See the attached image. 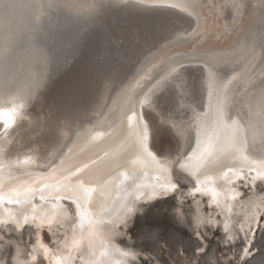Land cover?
Instances as JSON below:
<instances>
[{"label":"bare ground","instance_id":"6f19581e","mask_svg":"<svg viewBox=\"0 0 264 264\" xmlns=\"http://www.w3.org/2000/svg\"><path fill=\"white\" fill-rule=\"evenodd\" d=\"M192 2L194 10L185 12L180 7L184 0H150V4L137 0H128V3L97 0L90 12H76L62 0H51V3L14 0L12 11L0 20V107L16 108L15 123L7 132L0 124V181L8 191L38 181L41 175L55 168L56 180L62 181L68 176L71 182H82L93 189L97 206H89V211L92 219L98 220L95 213L100 204L112 203L124 195L116 189L119 180L144 167L143 158L132 163L138 154L129 139L130 131L137 128L139 121L148 130L149 149L162 162H171L170 174L178 189L152 200L138 201L127 227L145 205L174 196L175 205L180 206L182 198L188 196V224L193 238L200 243L194 254L206 252L202 230L210 233L218 227L221 240L230 242L231 248L242 239L236 258L237 264H243L253 257L251 253L256 248V236L263 221L255 230L250 246L237 229L249 201L258 202L264 197V188H259L264 182L246 186L247 182L238 181L235 192L239 195L229 192L227 196L221 192L219 181L211 184L221 192V203L227 199L233 205L231 213L221 214L210 196L189 195L195 178L180 167V162L196 147L198 132L212 119L208 114L214 113L218 101L225 100L221 92L217 94L218 100L214 97L212 105L209 104L205 61L213 65L220 82L240 74L227 91L224 119L227 123L239 122L253 155L264 152L259 135L252 143L247 129L249 122H254L257 129L260 125L258 94L264 85V5L249 2L237 11L234 0ZM235 2L240 4V0ZM79 36L82 46H67ZM50 65L61 73L46 89ZM173 66L177 71L169 75ZM38 80L41 83L37 88L34 85ZM128 117H132L131 122ZM173 124L181 127L183 135L176 132ZM117 156L121 157V166L110 168L109 162ZM220 163L240 166L235 160L213 162L208 165V175L213 179L222 175ZM77 167L81 172L76 173ZM147 171L154 174L151 167ZM200 178L207 179L204 175ZM126 183L131 186V181ZM180 184L184 185L182 191ZM34 203H40L38 197ZM61 210L65 214L57 236L53 237L47 228L40 233L50 256L58 247L63 248L65 239L71 244L74 232L79 238L80 215L75 203L61 201L57 212ZM197 214L204 221L209 218L216 221L218 217L220 222H227L237 238L228 241L222 223L201 224L196 228L192 220ZM175 215L178 218L176 212ZM103 224L110 228L111 218L105 217ZM127 227L120 228L124 235L112 243L135 253V259L130 256L127 260L128 264H137L139 251L130 244ZM35 231L34 225H22L19 229L13 224L0 225L3 237L0 244L4 240L12 242L11 261L5 264H13L17 247L22 252H31L37 238ZM89 231L85 220V237ZM45 232H48V241L44 239ZM57 240L59 245L55 243ZM100 242L101 237L97 236L95 259H100V252L104 250ZM245 247L250 254L243 257ZM3 250L0 248V259L6 258ZM36 255V264H49V258L42 251ZM55 258L61 257L56 254ZM20 259L30 257L22 255ZM252 260L258 264L259 259Z\"/></svg>","mask_w":264,"mask_h":264},{"label":"snow or ice","instance_id":"6c2138e0","mask_svg":"<svg viewBox=\"0 0 264 264\" xmlns=\"http://www.w3.org/2000/svg\"><path fill=\"white\" fill-rule=\"evenodd\" d=\"M174 7L176 6L174 5ZM180 7L183 11L188 12L189 9L194 10L195 5L192 0H184ZM233 7L237 11L240 10V4L235 2V0ZM204 63L207 67L209 104L212 105L214 97H217L218 100L217 94L221 92L225 94V100L218 101L215 105L214 113L210 112L208 114L212 119L198 132L196 147L192 148L191 152L182 158L181 161L184 162H180V167L195 178V186L189 195L193 198L198 194L210 196L212 204L220 210L221 214H225L233 211V205L227 199L224 203H221L219 199L221 192L225 196L229 192L239 195V193L235 192L238 181L247 182L246 186H251L256 181L264 182V152H261L259 156L253 155L248 149L249 141L239 122L233 120L231 123H227L224 119L227 91L240 74L234 75L228 81L220 82L213 71V65H209L206 61ZM176 71L177 68L173 66L169 75ZM40 83L38 80L34 86L38 88ZM246 83H251V81H246ZM20 91L22 92L23 90L21 89ZM258 95L259 129H257L254 122H249L247 125L252 143H255L257 135H259L261 143H264V85L261 86ZM251 107H256V105ZM15 114V107H0V124L3 125L5 132L15 123ZM128 120L131 122L132 117H128ZM173 127L178 134L183 135L179 125L173 124ZM209 131L211 135L208 134ZM148 138L146 125H141L138 121L137 128L129 133V139L132 140V149L138 154L137 160L132 161V163L135 164L143 158L144 167L139 170H133L130 175L125 174L124 178L119 180L116 189L118 192H124V195L112 203L100 204L99 211L95 213L98 220H93L92 213L89 211V206L93 208L97 206V201L93 199V189L85 187L82 182H71L68 176H65L62 181L56 180L54 176L55 168L52 169L51 173L41 175L38 181H34L31 184H21L19 187L8 191H5L6 185L0 181V225L13 224L17 229L22 225H34L36 229V243L33 245L31 252H22L17 247L16 255L12 258L13 264H36V253L39 251H42L49 258V264H52L53 260H55V264H128V257L131 256L135 259V253L121 249L113 244L112 241L124 235L120 228L122 226L124 228L127 227L128 221L137 210L136 204L138 201L152 200L157 196L167 195L178 189L170 174L171 162H162L153 154L149 149ZM120 159L121 157L117 156L116 159L109 162L108 166L110 168H119L121 166ZM223 159L238 161L240 166L236 168L220 163L222 175H217L213 179L212 176L208 175V165L213 162H221ZM87 167L88 165H85V168ZM149 167L152 168L153 175H150L147 171ZM68 171L71 172V169ZM79 172H81V169L77 167L76 173ZM71 175L75 176V173H71ZM201 175L206 176L207 179L201 180ZM116 179H119V176ZM127 181H131V186L126 183ZM216 181H219L218 186L221 192L210 186ZM235 195L231 199L234 200ZM103 196L104 189L101 188L100 197L103 198ZM37 197L40 201L39 204L34 203ZM64 200L74 202L76 209L79 211V238L76 237L74 232L71 244H69L68 239H65L63 248L58 247L55 250V254L50 256V249L42 243L40 233L44 228H47L53 237L57 236L59 229L63 226L61 217L65 214V210H61L58 213L57 209L60 208V202ZM196 203L197 208H199V203ZM181 207L182 205L178 206L175 211L179 221L184 223L185 214L180 211ZM105 217L111 218L110 228L103 224ZM262 218H264V197H260L258 202L249 201L244 211L243 221L240 222L237 229V232L243 233L248 239L249 246L255 230L262 225L261 221H264ZM85 220L88 221L90 227L87 237H85ZM192 221L196 228H199L201 224L222 223L223 228L226 230L227 240L232 241L237 238L236 232L230 229L229 224L220 222L218 217L216 221L211 218L204 221L197 214ZM233 227L235 226L233 225ZM97 236L101 237L100 247L104 249L100 252V259H95ZM2 238L0 236V239ZM55 243L59 245L60 241L57 240ZM200 250L203 251V249ZM56 254H59L61 258L57 260L55 258ZM249 254L248 247H245L243 257ZM22 255L30 257V259L21 260L20 257Z\"/></svg>","mask_w":264,"mask_h":264},{"label":"rangeland","instance_id":"374dc122","mask_svg":"<svg viewBox=\"0 0 264 264\" xmlns=\"http://www.w3.org/2000/svg\"><path fill=\"white\" fill-rule=\"evenodd\" d=\"M183 186L180 184L181 191L184 189ZM259 188H264V184L259 185ZM244 189L246 190V187ZM182 200L180 210L185 214L184 223H180L176 215L174 216L175 209L178 207L175 205L174 196L157 201L156 204L145 205L142 212L132 219L127 230L131 236L130 244L139 251L137 264H208V262L212 264H237L236 257L241 249L242 239L237 240L236 245L231 248L230 242L221 240L222 233L218 227L214 230L211 229L210 233L202 230L206 252L194 254L200 243L193 238L192 230L188 224L190 222V197H184ZM262 223V228L260 227L256 236L255 250L257 252L252 250L253 257L247 259L243 264H255L252 259H259L257 263L264 264V221ZM6 235L9 236V234ZM44 239L49 240L48 232L44 233ZM29 240L27 239V241ZM7 241L11 242V240L3 241L5 246L3 245L2 249L5 250L2 252L6 257L3 260L9 263L11 261L12 242L8 243Z\"/></svg>","mask_w":264,"mask_h":264},{"label":"clouds","instance_id":"9594fccd","mask_svg":"<svg viewBox=\"0 0 264 264\" xmlns=\"http://www.w3.org/2000/svg\"><path fill=\"white\" fill-rule=\"evenodd\" d=\"M51 3V0H49ZM97 0H62V3L71 7L76 12H90L96 6ZM118 3H128V0H117ZM141 4H150V0H137ZM251 2L254 5H264V0H240V8L243 9L247 3ZM14 0H0V20L12 11ZM39 19V16L37 17ZM0 240H3L0 239ZM3 244H0V248ZM0 264H5L3 259H0Z\"/></svg>","mask_w":264,"mask_h":264},{"label":"water","instance_id":"95a60500","mask_svg":"<svg viewBox=\"0 0 264 264\" xmlns=\"http://www.w3.org/2000/svg\"><path fill=\"white\" fill-rule=\"evenodd\" d=\"M67 46H82V38L81 36H79L78 38H74L72 39V41L67 45ZM50 71V72H49ZM48 73H50L49 75V78L48 80L46 81V84L44 86V88H48L50 83L53 82L52 80L57 76L59 75L61 72L60 71H56L53 69L52 65H50V70H48ZM43 89V88H42ZM175 216V214H174ZM178 220V218H177Z\"/></svg>","mask_w":264,"mask_h":264}]
</instances>
